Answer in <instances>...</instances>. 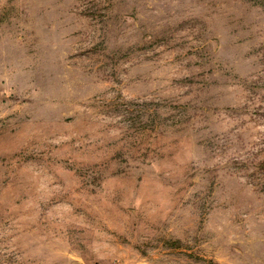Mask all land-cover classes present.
<instances>
[{
    "label": "rangeland",
    "instance_id": "rangeland-1",
    "mask_svg": "<svg viewBox=\"0 0 264 264\" xmlns=\"http://www.w3.org/2000/svg\"><path fill=\"white\" fill-rule=\"evenodd\" d=\"M0 264H264V0H0Z\"/></svg>",
    "mask_w": 264,
    "mask_h": 264
}]
</instances>
